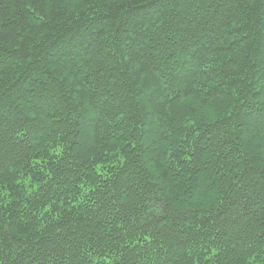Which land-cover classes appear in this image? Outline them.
<instances>
[{
    "label": "trees",
    "instance_id": "1",
    "mask_svg": "<svg viewBox=\"0 0 264 264\" xmlns=\"http://www.w3.org/2000/svg\"><path fill=\"white\" fill-rule=\"evenodd\" d=\"M0 264H264V0H0Z\"/></svg>",
    "mask_w": 264,
    "mask_h": 264
}]
</instances>
